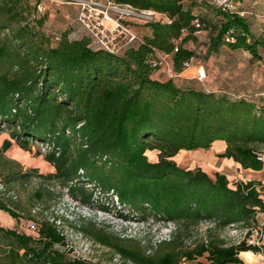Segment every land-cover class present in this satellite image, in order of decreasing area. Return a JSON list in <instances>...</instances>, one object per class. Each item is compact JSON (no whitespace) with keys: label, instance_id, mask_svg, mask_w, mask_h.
Instances as JSON below:
<instances>
[{"label":"trees","instance_id":"trees-1","mask_svg":"<svg viewBox=\"0 0 264 264\" xmlns=\"http://www.w3.org/2000/svg\"><path fill=\"white\" fill-rule=\"evenodd\" d=\"M44 1L0 0V133L10 138L3 149L11 140L23 149L46 145L43 158L54 168L49 176L81 204L91 205L97 188L115 195L138 221L175 222L172 239L156 245L81 226L137 264H242L240 252L261 251L245 239L257 227V213L264 212L262 183L231 185L225 174L210 176L173 158L221 140L226 147L219 157L243 169L264 168L257 158L264 152V94L178 85L179 76L155 79L153 62L157 52L166 54L181 74L184 62L197 60L188 46L198 41L195 19L201 32L208 29L207 57L225 47L262 61L264 24L254 28L250 17L209 0H115L151 9L160 19L143 23L147 33L139 34L137 46L111 54L93 49L85 35L72 37L71 26L49 34L46 11L39 10ZM149 151L156 152L155 160ZM0 209L13 215L2 202ZM204 221L212 226L188 243L182 232ZM230 227L242 234L236 243L217 233ZM60 243L44 220L36 235L0 226V264H86L55 249Z\"/></svg>","mask_w":264,"mask_h":264},{"label":"rangeland","instance_id":"rangeland-1","mask_svg":"<svg viewBox=\"0 0 264 264\" xmlns=\"http://www.w3.org/2000/svg\"><path fill=\"white\" fill-rule=\"evenodd\" d=\"M209 1L212 4V0ZM237 2L240 3V8L245 12V16L253 17L249 19L253 22L254 28L264 24V21L261 20L264 17L251 15L256 5H258V9H261V7H264V3L261 4L255 0H237ZM77 7L75 3L45 0L42 10L43 12L46 11L44 27L47 32L49 34L59 33L68 26L77 29L75 27L77 24ZM194 11L197 13L198 9H194ZM131 24L140 35H144L147 31L141 21H134ZM197 35L198 41L195 44H188V46L195 49L197 60L186 69V77H181L180 80L176 81L178 85L184 83L185 85L202 87L207 90L216 89L217 91L235 93H248L242 90L245 85H260L264 89V60H251L248 53L243 51L230 52L225 47H222L217 54L207 57L208 29ZM199 70H203L204 73L201 79H198ZM5 140H10L9 134L7 132L0 133V181H5L8 188L17 195V198L13 200L0 195V202L6 204L13 212L12 215L0 209V226L36 235V231L29 232L27 226L31 221L36 223L37 226L43 221L41 215L32 211L35 206H41L43 210L56 209L66 223L76 222L89 230L93 228L102 229L109 235H111L109 232L124 234L139 239L143 245H147L152 240L167 233L163 225L153 221L136 224L119 218L122 214L127 213L122 209H114L109 205L110 212L105 214L100 211V204H95L91 208L74 202L65 189L55 187L53 184L54 177L49 175L53 174L54 168L44 160L45 150L43 147L31 144L30 149H23L11 140V146L8 149H3ZM147 156L150 160H155L156 152L149 151ZM173 159L181 167L188 169L200 168L210 176L214 173L210 169L209 163L206 162L207 159L203 150H183L178 152ZM247 174L250 175L251 172L245 171L242 176L246 177ZM227 178L231 185L234 184V177L231 173ZM202 227L200 225L191 227L187 231H183L182 234L187 239L197 238L203 234ZM256 231L258 232L257 235ZM217 233L227 243H236L242 237V234L233 230L232 227L218 229ZM86 235L93 238L89 234ZM252 237H259L260 240L264 239V226L256 227L252 232ZM102 246L105 252L101 255L98 264H109L108 255L113 249ZM54 248L60 249L59 246H54Z\"/></svg>","mask_w":264,"mask_h":264},{"label":"built area","instance_id":"built-area-1","mask_svg":"<svg viewBox=\"0 0 264 264\" xmlns=\"http://www.w3.org/2000/svg\"><path fill=\"white\" fill-rule=\"evenodd\" d=\"M57 1L60 3H75L77 4V15L76 22L81 27L83 35L87 36L90 39V46L93 49H101L111 54H120L124 49L128 47L137 46L141 42L140 35L132 27V22L141 21L147 22L154 19H160L158 13L151 9H137L130 4H124L116 2L115 0H50ZM212 2L221 7L226 11H237L239 15L245 16V12L240 9V4L236 0H212ZM42 6L39 7V10H42ZM162 21L166 23H171V20L168 18H162ZM194 25L196 27V33L201 32V25L198 19L194 20ZM78 34L72 32V37L77 38ZM177 50V49H175ZM158 59L153 62V66L158 67V70H161L167 78L174 79L180 74H177L171 66V63L166 54L157 52ZM192 61L184 62V70L188 69ZM204 76L203 70H199V77L201 79ZM46 151L48 146L40 145ZM257 158L264 162V152H258ZM55 187L65 189L68 195V189L57 183H53ZM87 186H91L87 184ZM262 188H264V182H262ZM0 195L9 199H16L17 195L8 188V186L0 181ZM70 199L76 203L81 204L78 200H75L70 196ZM93 202L91 205H83L87 207H94L95 204H100L99 207L102 213H109L110 208L122 209V206L118 203L117 197L115 195H105L98 191L97 188L93 189ZM33 213L39 214L42 216L43 220L52 225L58 235L61 237V243L55 246H59V250L62 251L70 260H78L86 264H98L100 262L101 255L105 252L104 247L96 242L93 238L87 236L81 229L80 224L76 222L66 223L64 218L60 216L58 211L54 208L48 210H43L41 206H35L33 208ZM128 212V211H127ZM129 215V213H128ZM126 213L122 214L119 218L131 222V223H149L153 221L160 225H163L167 230V233L164 236H159V238L152 240L151 245H156L161 241H169L172 239L173 235L177 230V224L172 221H155L149 219L148 221H138L135 216L129 215ZM200 226H203L202 233L208 227L212 226L211 222H201ZM37 224L34 222H29L27 229L29 232L33 233L37 231ZM238 231L236 229H233ZM239 232V231H238ZM241 233V232H239ZM258 232L256 231V235ZM121 238H131L125 236L124 234H116ZM191 241L188 240V243ZM247 244L252 246H261L259 237H247L245 239ZM105 246V245H104ZM106 247V246H105ZM108 248V247H107ZM109 264H137L129 258L123 257L118 252L111 251L109 253ZM46 264H52L47 262ZM181 264H184L182 262Z\"/></svg>","mask_w":264,"mask_h":264},{"label":"crops","instance_id":"crops-1","mask_svg":"<svg viewBox=\"0 0 264 264\" xmlns=\"http://www.w3.org/2000/svg\"><path fill=\"white\" fill-rule=\"evenodd\" d=\"M256 2H260L261 4L264 3V0H255ZM259 3V4H260ZM240 4V3H239ZM258 5H256L251 12V15L264 17V7H261V9L257 8ZM248 17V16H247ZM251 17V16H250ZM253 18V17H251ZM264 21V19H261ZM77 23V22H76ZM256 23V22H255ZM72 27V26H71ZM75 27L77 29H73V32H75L78 35H83V31L81 27L76 24ZM147 31L145 32V34ZM249 55V54H248ZM250 58V55H249ZM186 69L179 75V78L186 77L185 76ZM153 78L165 80L167 77L161 70H157L153 74ZM207 90V89H205ZM242 90H245L248 93L251 94H264V89H262V86L257 85H248L244 86ZM207 91H217L216 89H211ZM239 91V90H237ZM235 93V92H234ZM239 95L243 94V92L239 93ZM261 98V97H260ZM262 101H264V98H261ZM226 144L225 142L221 140H216L212 143V145L208 149H197V150H203L205 151V156L209 164L210 169L213 170V172H219L222 174H225L226 177L229 176L231 173L234 177V183L238 181H264V168L261 170H252V169H243L237 162H235L232 158H226V157H219L218 154L222 153L225 150ZM193 151V150H192ZM245 171H250L251 174H247L246 177L242 176V173ZM257 220V227L264 226V212H259L256 215ZM259 225V226H258ZM5 228V227H4ZM20 232V231H18ZM24 233V232H22ZM27 234V233H26ZM260 244L262 246V250L259 252H253V251H242L239 253V257L242 261V264H264V239L260 240ZM22 250L20 251V253Z\"/></svg>","mask_w":264,"mask_h":264}]
</instances>
